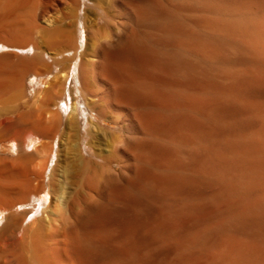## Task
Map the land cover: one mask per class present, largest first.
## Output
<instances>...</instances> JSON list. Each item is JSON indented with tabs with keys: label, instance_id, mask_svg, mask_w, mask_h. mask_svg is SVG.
Returning a JSON list of instances; mask_svg holds the SVG:
<instances>
[{
	"label": "bare ground",
	"instance_id": "1",
	"mask_svg": "<svg viewBox=\"0 0 264 264\" xmlns=\"http://www.w3.org/2000/svg\"><path fill=\"white\" fill-rule=\"evenodd\" d=\"M6 19L1 52L34 54L0 55V99L60 71L0 104V264H264V0H4Z\"/></svg>",
	"mask_w": 264,
	"mask_h": 264
},
{
	"label": "rangeland",
	"instance_id": "2",
	"mask_svg": "<svg viewBox=\"0 0 264 264\" xmlns=\"http://www.w3.org/2000/svg\"><path fill=\"white\" fill-rule=\"evenodd\" d=\"M4 2V0H0V5L2 4ZM61 7V6H60ZM69 8V10L68 9H66V8ZM70 8L71 7H69V6H62L59 10H58V12L57 11H55V10H53L52 9V11L50 12V16H51V19L53 18H56L57 19V21L59 22V23H61V24H59L57 21V23L59 24V25H64L65 24V26H63V27H68V25H69V23L68 22H70V24H71V20L72 19H75L74 17V15H76V14H74L75 13V11L73 10V8H71V11H70ZM82 9H84V6L82 7ZM63 11V12H62ZM70 11V12H69ZM24 12V11H23ZM23 12H22V14H23ZM60 12L62 13V15L60 14ZM68 12V13H67ZM59 15H58V14ZM57 14V15H56ZM69 16V17H71V18H68V20H66L65 19V17L67 16V15ZM24 15H21V25L24 27H26V25H23V24H25L24 22V18H25V16L23 17ZM54 16V17H53ZM57 16V17H56ZM58 16H60V17H58ZM64 16V19L63 20H60L62 17ZM72 16H73V18H72ZM23 17V18H22ZM19 18V17H18ZM17 18V19H18ZM58 18H59V20H58ZM46 19H48V17H46V18H39L38 19V23H37V26H38V29L36 28L35 30H36V35L35 34H33L34 36H32L33 38H35V39H33V42L35 43V41H36V43H37V46L38 47H43L44 48V50H48V53H49V55L50 56H48L47 57V62H49V64H51L52 66L54 65V63H55V60L58 58L59 59V57H57L56 56V54L54 53V50H55V47H53V46H51V42H50V40H49V37H47V34H44L45 33V28H42V27H45V26H47V24H46ZM52 19V20H53ZM56 19H54V20H56ZM71 19V20H70ZM76 20V19H75ZM64 21V22H63ZM14 20L13 19H6V20H4V22L2 21V22H0V33H1V35H3V36H5V32H4V28H6V27H9L10 25H12V24H14ZM45 22V23H44ZM62 22H63V24H62ZM68 24H67V23ZM75 23V21H73L72 22V24H74ZM3 24H4V26H3ZM46 24V25H45ZM66 24H67V26H66ZM40 25H42V26H40ZM36 26V27H37ZM44 31V32H43ZM48 38V39H47ZM81 40H82V37L80 38ZM35 40V41H34ZM81 40H79V41H81ZM8 41L7 40H3L2 42H0V44H3V43H5V44H8V45H11V44H13V43H11L10 41L7 43ZM39 42V43H38ZM35 45V44H34ZM1 46L2 45H0V52H1ZM46 48V49H45ZM54 48V49H53ZM6 49V48H5ZM2 51H4V53H0V55H7V54H14V52L15 53H20V56H22V57H27V58H30V57H32L33 56V54H34V49H33V47H31V48H29L28 50H26V51H19V52H17L16 50H13V51H11L10 49L9 50H2ZM81 52V50H79V53ZM9 54V55H10ZM22 54V55H21ZM31 54H32V56H31ZM62 57H60V59H61ZM59 71H60V68L59 67H57L53 72H52V74H50V75H48L47 77H44L43 79H42V81L40 82V83H38V84H36V79L35 78H30L28 81H26V83H25V85H24V88H23V91H22V93L20 94V95H18V97H11V99L9 98V99H0V104H1V108H3V111H4V113L5 114H7V115H11V114H13V112L14 113H18V112H22V111H25L26 109H27V102H30L31 101V103H32V101L34 100V99H36L35 97H37V95L39 94V95H43L46 91H47V88H48V90H51V85H54V82H56L57 81V79L55 80L54 78L56 77V75H58L59 74ZM71 82H72V80L71 79H69L68 81H67V84H66V89H69L70 88V85H71ZM50 87V88H49ZM37 90V91H36ZM36 91V92H35ZM37 93V94H36ZM79 99H80V102L82 103V101H81V98L79 97ZM5 102V103H4ZM7 102H8V104H7ZM10 103V104H9ZM23 103H25V104H23ZM5 104H7L6 106H5ZM26 105V106H25ZM6 107H8V108H6ZM17 107V108H16ZM20 107V108H19ZM0 108V109H1ZM5 108V109H4ZM8 109V110H7ZM14 109V110H13ZM6 110V111H5ZM19 110V111H18ZM10 112V113H9ZM10 147H11V143H4V144H2V145H0V155H10V154H12V150L10 149Z\"/></svg>",
	"mask_w": 264,
	"mask_h": 264
}]
</instances>
